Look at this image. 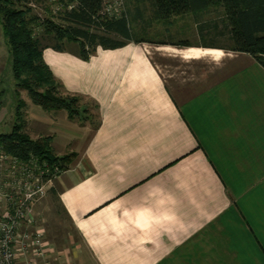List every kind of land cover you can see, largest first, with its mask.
<instances>
[{
	"label": "crops",
	"instance_id": "1",
	"mask_svg": "<svg viewBox=\"0 0 264 264\" xmlns=\"http://www.w3.org/2000/svg\"><path fill=\"white\" fill-rule=\"evenodd\" d=\"M140 45L98 47L88 60L42 49L64 91L100 116L95 131L50 124L63 142L76 135L56 201L81 264H264V68L220 47H166L161 70ZM176 59L204 71L183 75ZM12 108L0 97V134Z\"/></svg>",
	"mask_w": 264,
	"mask_h": 264
},
{
	"label": "trees",
	"instance_id": "2",
	"mask_svg": "<svg viewBox=\"0 0 264 264\" xmlns=\"http://www.w3.org/2000/svg\"><path fill=\"white\" fill-rule=\"evenodd\" d=\"M33 0H0V26L11 57V71L18 89L25 91L34 106L45 113L63 112L69 121L83 123L90 118L89 110L81 105V96L67 94L54 78L42 59V49L33 35L37 17L29 14ZM65 10L60 25L50 19L40 23L58 42L76 41L80 44L79 58L88 60L98 47L114 50L127 43H146L133 35L126 16H101L102 0H63ZM160 18L191 13L198 16L210 7H221L230 27L232 51L250 55L264 68V0H150ZM94 29L95 31H92ZM101 31V32H100ZM63 51L62 46L53 47ZM65 95H64V94ZM95 110L97 107L90 101ZM27 105L19 101L9 133L0 134V146L6 153L20 159L37 158L49 162L60 172L66 171L70 157H53L49 154L48 139L34 140L25 133V120L20 112ZM98 122L92 127L95 131ZM45 181L47 178H44ZM61 207V205H60Z\"/></svg>",
	"mask_w": 264,
	"mask_h": 264
},
{
	"label": "rangeland",
	"instance_id": "3",
	"mask_svg": "<svg viewBox=\"0 0 264 264\" xmlns=\"http://www.w3.org/2000/svg\"><path fill=\"white\" fill-rule=\"evenodd\" d=\"M65 3L63 0H33L29 5V14L32 17H37L38 21L33 24L34 38L39 42L40 47L45 46H62L66 50L76 51L80 53V44L76 41L62 40L61 42L54 39V37L45 31V28L40 24L45 19H50L57 24H64L59 19V16L64 13ZM100 15L112 16H126L130 22L133 35L137 39H143L146 43L140 46L143 50L147 51L149 55L159 64V68L164 70L163 58L173 52L165 50L166 47L187 48V47H220L229 52H233V40L230 33V27L221 7H210L205 12L198 14V16L191 13L183 14L176 17L160 18L156 14L150 0H102ZM92 31H95L92 29ZM101 32V31H100ZM243 54V53H241ZM171 69L174 71H181L184 74L203 72V66L188 65L178 60L169 62ZM64 94V93H63ZM65 95V94H64ZM0 97L11 105L13 115L8 120L6 128L8 133L12 129L14 121L15 108L17 103L21 100L27 103L25 108H21L20 112L23 114L25 120V133L34 140L48 139L49 154L53 157H70L67 170L75 164L78 153L74 138L68 142L61 140L62 136H57L50 128V124H54L61 133H68L66 126H62V121L66 119L63 112H49L45 113L38 107L37 118L31 117L30 108L34 106L28 98L25 91L18 89L11 71V57L8 51V46L2 35L0 26ZM81 105L86 106L90 113V118L85 122L79 123L78 121H69L75 123L78 128H89L98 122L96 116L97 112L91 102L87 99L81 100ZM32 105V106H30ZM36 119V120H35ZM47 120V121H45ZM76 126V127H77ZM71 133V130H68ZM21 166L26 170H30L36 177L38 175H49L52 173L49 162L41 163L37 158L33 159H20ZM48 165V166H47ZM55 166V165H54ZM43 169V172L41 171ZM66 170V171H67ZM48 171V173H47ZM60 174H53L50 178L44 181V195L32 204L31 212L34 217L35 229H39L43 235V244L45 250L51 256L50 261L53 264H81L79 251L83 249L82 242L79 236L75 233L70 221L60 208L56 201V194L58 191L57 181ZM15 176H19L18 171ZM245 178L244 175L236 176L237 180L233 185L242 183L241 179ZM13 178L6 179L5 194L11 197L14 202L25 199L23 191L13 186ZM234 180V181H235ZM246 180V179H245ZM22 185L28 183L26 177H20ZM228 190V189H227ZM239 198H244L241 202V208L246 212V189H234V193H239ZM229 194L233 197L230 190ZM29 201L26 202L29 205ZM239 213L240 210H239ZM51 247V248H50ZM82 264L84 262L82 261Z\"/></svg>",
	"mask_w": 264,
	"mask_h": 264
},
{
	"label": "built area",
	"instance_id": "4",
	"mask_svg": "<svg viewBox=\"0 0 264 264\" xmlns=\"http://www.w3.org/2000/svg\"><path fill=\"white\" fill-rule=\"evenodd\" d=\"M21 164L17 157L6 153L0 146V264H53L49 252L47 253L48 249L45 250L43 244V233L32 226L34 217L31 207L44 195L42 179H51L53 174L59 175L60 170L53 166L50 167L52 173L49 175L42 174L36 177ZM17 171L19 176L16 177ZM41 171L43 172V169ZM22 176L28 179L26 185L21 184ZM10 178L14 179L13 186L23 191L25 195L23 201L16 203L5 194L6 179ZM27 201L30 202L29 205L26 204Z\"/></svg>",
	"mask_w": 264,
	"mask_h": 264
}]
</instances>
